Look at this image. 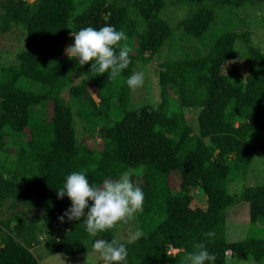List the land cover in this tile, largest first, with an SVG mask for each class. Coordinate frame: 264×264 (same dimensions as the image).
Instances as JSON below:
<instances>
[{
	"label": "trees",
	"instance_id": "obj_1",
	"mask_svg": "<svg viewBox=\"0 0 264 264\" xmlns=\"http://www.w3.org/2000/svg\"><path fill=\"white\" fill-rule=\"evenodd\" d=\"M260 6L264 0H0V35L16 29L23 39L14 62L0 67V264H39L32 252L39 244L68 258L93 252L83 218L68 227L58 220L71 201L57 189L73 171L100 186L126 170L145 197L135 216L142 235L120 241L112 228L99 237L125 244V264H181L202 241L214 264H226L228 249L231 259L264 264V184L229 193L264 153V56L237 15L250 10L259 25L251 9ZM178 7L189 12L170 26L165 11ZM104 25L123 30L132 49L116 79L64 54L71 32ZM206 39L202 53L191 50L192 40ZM174 47L177 58L157 63L160 103L131 108L134 63L174 55ZM241 60L251 61L244 73L226 68ZM185 109L195 110L194 126ZM82 135L100 144L89 147ZM192 192L204 203L193 206ZM240 202L247 233L228 242L226 211ZM210 231L214 241L204 236Z\"/></svg>",
	"mask_w": 264,
	"mask_h": 264
},
{
	"label": "clouds",
	"instance_id": "obj_2",
	"mask_svg": "<svg viewBox=\"0 0 264 264\" xmlns=\"http://www.w3.org/2000/svg\"><path fill=\"white\" fill-rule=\"evenodd\" d=\"M70 36L74 41L64 48V54L69 60H77L78 67L91 63L90 71H94L96 75L108 73L109 79H116L131 63L132 49L126 43L128 36L115 26L104 25L99 29L84 27L75 33L71 32ZM143 83V72H135L126 80L127 86L132 90L142 87ZM131 176L126 170L117 178L105 179L102 185L97 186L89 182L85 171H73L66 176L63 186L57 189L58 199L67 196L71 201V206L58 220L64 223L65 217L69 222L83 218L86 232L96 238L91 242V248L94 253L99 254L104 264H125L128 250L125 244L116 239L109 242L99 238L100 234L119 223H129L143 208V190L133 182ZM141 235L137 231L132 239L137 240ZM204 236L208 241H214L216 233L210 231ZM224 255L230 257L232 251L228 249ZM215 260L216 255L210 253L206 243L202 241L194 243L193 251L183 256L181 264H214Z\"/></svg>",
	"mask_w": 264,
	"mask_h": 264
},
{
	"label": "rangeland",
	"instance_id": "obj_3",
	"mask_svg": "<svg viewBox=\"0 0 264 264\" xmlns=\"http://www.w3.org/2000/svg\"><path fill=\"white\" fill-rule=\"evenodd\" d=\"M33 0H27V2H32ZM259 7V9H251L254 12H257V17L262 19L260 24L258 25L259 20H254V16L252 15L251 11H246V13H242V11L238 10L237 15L238 17L241 16L244 20V24H248L247 30L250 33V44L251 46L260 54L264 56V8ZM261 8V9H260ZM189 12L188 9L182 8H172L166 9L165 15L167 19V23L170 26H174L179 20L184 18L186 14ZM254 14V13H253ZM218 16H221L218 14ZM221 24L224 26L223 19L221 18ZM179 33V32H178ZM177 35L178 41L177 44L179 46L183 42L180 40V36ZM175 35V37H176ZM71 40V39H70ZM74 39L72 38L71 42ZM190 44V43H189ZM207 39L206 40H192L191 43V50H198L199 52H203L204 48L206 47ZM238 45V44H237ZM23 46V39L20 36L19 32L16 29H12L8 33H4L0 35V67L7 65L9 63L14 62L15 54L19 51V49ZM178 46V47H179ZM239 47V46H238ZM175 51V47L173 53ZM172 56V57H171ZM166 58H177L174 55H166L165 52L161 53V56L158 60H153L148 64H143L140 62L134 63V70L135 72H143L144 73V83L142 87H139L135 90L131 89L130 92V105L131 108H137L142 106H148L154 109L160 103V91H159V84H158V67L157 63L165 60ZM251 63V61L243 62V60L239 62H230L226 65L227 69H237L241 73L245 71V65ZM79 79H74L72 83L78 82ZM90 93V97L97 102L95 98L94 89L90 87L88 88ZM62 96L66 99L65 94L63 93ZM47 112L50 114V107H47ZM184 118L190 126L195 125V110L194 109H185L184 110ZM74 122V119H73ZM75 130L76 133L79 134L81 131V126L79 122L75 123ZM80 141L85 143L87 146L95 148L100 144V139L92 138L89 139L85 135L80 136ZM256 157L253 159L251 163V167L249 172L247 173L244 182L235 180L230 187V194H238L243 187L247 186H257L264 184V153L258 151L255 153ZM138 177V175H137ZM134 180V183L140 187L139 180ZM169 186H175V181L170 180ZM193 198L192 205L194 203H204L203 197L196 193L192 192ZM200 195V196H199ZM195 206V205H193ZM5 206L3 210H5ZM66 210L68 208H65ZM248 206L247 203L240 202L233 207L227 209L226 211V219H225V239L228 242H236L243 240L246 236L247 229H248ZM74 221H68L67 217H65V222L63 223L65 227L70 226ZM264 226V225H263ZM115 237L120 241H132L133 235L137 232V228L135 225V218L127 224L119 223L114 228ZM264 235V234H263ZM33 254L35 257L38 258L39 264H104V261L101 259L98 253H94L92 251L73 256V257H64L62 255H49L47 254L42 245L39 244L32 249ZM177 251L174 250L170 251V254L175 255ZM226 264H254L252 261L246 260H235L229 257H226Z\"/></svg>",
	"mask_w": 264,
	"mask_h": 264
}]
</instances>
